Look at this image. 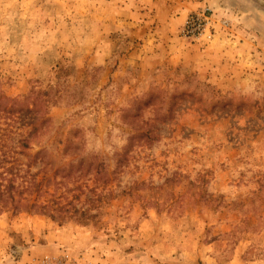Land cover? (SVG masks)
Segmentation results:
<instances>
[{
  "label": "rangeland",
  "instance_id": "374dc122",
  "mask_svg": "<svg viewBox=\"0 0 264 264\" xmlns=\"http://www.w3.org/2000/svg\"><path fill=\"white\" fill-rule=\"evenodd\" d=\"M235 2L0 0V91L49 117L14 183L63 206L0 211V264H264V0Z\"/></svg>",
  "mask_w": 264,
  "mask_h": 264
},
{
  "label": "trees",
  "instance_id": "16d2710c",
  "mask_svg": "<svg viewBox=\"0 0 264 264\" xmlns=\"http://www.w3.org/2000/svg\"><path fill=\"white\" fill-rule=\"evenodd\" d=\"M41 91L32 90L20 97H11L0 91V211L17 208H36L50 216L56 214L49 203L31 200L23 190L29 186L25 182L14 183L16 172L23 170L21 154L31 147V140L47 130L46 105L41 102Z\"/></svg>",
  "mask_w": 264,
  "mask_h": 264
},
{
  "label": "crops",
  "instance_id": "0c3cea01",
  "mask_svg": "<svg viewBox=\"0 0 264 264\" xmlns=\"http://www.w3.org/2000/svg\"><path fill=\"white\" fill-rule=\"evenodd\" d=\"M232 1V3L234 4V5H237V3L235 2V0H231ZM238 6V5H237ZM236 6V7H237ZM128 8H130V7H128ZM131 10V9H130ZM246 10V12H242L241 11V15L242 16H240V19L242 20V19H244V24L247 26V27H249L250 28V31H249V33H245V32H240L239 34H238V37H237V40H233V41H235V42H262V39L261 38H259L258 36H257V31H258V22L255 20V17H252V16H255L256 14H257V12H256V14L255 13H248L247 12V10L248 9H245ZM127 15H129V16H131V14H127ZM258 15V14H257ZM244 16V17H243ZM251 16V17H250ZM247 32V31H246ZM254 32V33H253ZM248 34V35H247ZM252 39H255L254 41L252 40ZM219 40H217V41H214V42H218ZM219 42H227V41H219ZM230 42V41H229Z\"/></svg>",
  "mask_w": 264,
  "mask_h": 264
},
{
  "label": "built area",
  "instance_id": "2783aa9c",
  "mask_svg": "<svg viewBox=\"0 0 264 264\" xmlns=\"http://www.w3.org/2000/svg\"><path fill=\"white\" fill-rule=\"evenodd\" d=\"M190 24L194 25L192 28H196L197 33H202L204 31L205 27L203 26L202 17L200 15H197L195 18H193ZM209 34L210 33H208V35Z\"/></svg>",
  "mask_w": 264,
  "mask_h": 264
}]
</instances>
